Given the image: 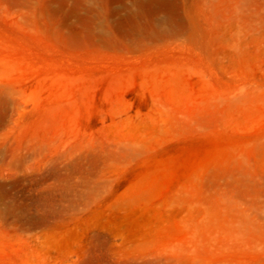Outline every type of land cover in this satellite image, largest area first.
<instances>
[{"label":"rangeland","instance_id":"374dc122","mask_svg":"<svg viewBox=\"0 0 264 264\" xmlns=\"http://www.w3.org/2000/svg\"><path fill=\"white\" fill-rule=\"evenodd\" d=\"M0 264H264V0H0Z\"/></svg>","mask_w":264,"mask_h":264}]
</instances>
